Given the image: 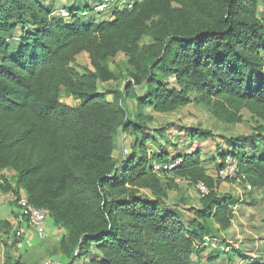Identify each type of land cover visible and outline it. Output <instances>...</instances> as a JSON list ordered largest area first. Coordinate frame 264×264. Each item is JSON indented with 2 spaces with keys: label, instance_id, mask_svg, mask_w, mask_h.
<instances>
[{
  "label": "trees",
  "instance_id": "obj_1",
  "mask_svg": "<svg viewBox=\"0 0 264 264\" xmlns=\"http://www.w3.org/2000/svg\"><path fill=\"white\" fill-rule=\"evenodd\" d=\"M82 4L67 8L65 19L38 0H0V192L25 194L48 210L66 231L61 251L73 261L200 264L208 242L232 227L238 202L214 196L201 149L175 158L163 152L156 139L162 131H151L154 118L145 111L169 114L196 104L235 125L246 110L264 133V0H143L103 21L82 17L93 5ZM145 36L152 43L142 47ZM83 53L92 67L84 72L75 66ZM119 54L134 69V82L101 92L100 83L116 78L108 61ZM196 131L193 142L211 137ZM120 132L135 138L121 163L113 158ZM262 137L260 144L235 141L219 154V167L236 160L239 178L254 189L264 188ZM151 143L157 153L150 154ZM174 162L171 173L209 191L190 223L167 207L176 183L154 173L156 165ZM11 231L0 222V234ZM18 238L16 231L12 245L3 240L6 264H21L10 252ZM224 253L231 258L234 251Z\"/></svg>",
  "mask_w": 264,
  "mask_h": 264
},
{
  "label": "rangeland",
  "instance_id": "obj_2",
  "mask_svg": "<svg viewBox=\"0 0 264 264\" xmlns=\"http://www.w3.org/2000/svg\"><path fill=\"white\" fill-rule=\"evenodd\" d=\"M45 6H50L55 10H61L76 6L77 3L83 2L95 5L99 0H38ZM93 2V3H90ZM80 5V6H81ZM260 20L264 23V7L259 11ZM87 17L85 19H90ZM97 20H107V16L99 15L94 17ZM25 32H33V28L24 29ZM23 28L19 27L17 32L12 36L13 43L18 46L21 43ZM152 43L151 36H145L141 40V46L145 47ZM80 71L84 68L92 69L88 55L84 54L78 57L75 65ZM110 71L115 75V80L109 83H100V91H122L125 86L133 83L134 69L128 64V58L124 54H119L116 58L108 61ZM144 89H140L138 93L143 94ZM112 100V97H108ZM64 101L72 102L67 96L63 97ZM132 109L134 102H129ZM134 110L132 111V113ZM136 112V111H135ZM147 116H153V121L149 123L151 131L160 130L162 134L156 135L159 141V147L163 152L173 156L185 154L191 148H199L202 152L204 166L208 170V174L215 180L216 187L213 194L216 198L228 196L237 200L238 204L233 208L234 221L231 229L224 233H220L217 238L208 242V252H204L203 261L200 264H208V256L212 250L234 251V256L227 258L222 255V260L216 261L215 264H244V259L247 258H263L264 259V188L254 189L245 184L238 176V171L233 170L236 166L235 162H226L225 167L233 170V174L225 176L219 165L223 161L220 157V152L225 148L232 146L235 141L250 139L254 144H260L263 140L264 133L260 130L262 122L259 118L253 116L248 111L242 112L243 122L235 125H227L216 120L211 114L208 107L192 104L185 108H181L174 113L158 114L151 109H146ZM196 130H204L211 132V137L208 139L197 138L196 141H191L189 136ZM134 137L131 143L129 137L120 132L116 139V146L120 151L118 157H127L131 154L130 147L134 144ZM221 144V145H219ZM221 146V149L220 147ZM242 147L245 142L242 141ZM158 145H149L150 154L157 153ZM247 148V147H246ZM153 151V152H152ZM245 151H249L245 149ZM149 154V155H150ZM213 161L214 159H216ZM224 167V168H225ZM236 168V167H235ZM10 176L13 174L9 173ZM161 179L165 183L174 181L178 186L169 192L167 207L171 210H178L186 223L192 222L195 218V211L203 208L204 193L202 185L192 184L190 181L178 178L174 173L162 174ZM206 188V187H205ZM207 190V188H206ZM208 191V190H207ZM144 194H147L143 191ZM209 193V192H208ZM224 242V245L222 244ZM214 245V246H212ZM230 246V247H228ZM220 251V252H221ZM257 260V259H255ZM78 261L82 262L80 259ZM247 264H254L255 261H245ZM83 260V264H84Z\"/></svg>",
  "mask_w": 264,
  "mask_h": 264
},
{
  "label": "crops",
  "instance_id": "obj_3",
  "mask_svg": "<svg viewBox=\"0 0 264 264\" xmlns=\"http://www.w3.org/2000/svg\"><path fill=\"white\" fill-rule=\"evenodd\" d=\"M81 55H84L81 54ZM80 55V56H81ZM87 55V54H86ZM79 57V56H78ZM78 59V58H77ZM99 90H100V84H99ZM142 95V94H141ZM112 101V100H111ZM129 137V141L131 143L132 137ZM153 152V151H152ZM151 153V152H150ZM120 154V151L118 150L117 146L113 153V158L116 161H123L126 157H118ZM128 157V156H127ZM4 176L9 177V172H5ZM147 195L149 194L148 191H145ZM14 196L12 192H0V222H9L12 225V231L9 235L0 234V264H6V249L3 244V240L7 242V244L12 245L13 242V232L18 233L20 243L16 245L15 248L11 249V256L13 260H18L21 262V264H43L45 261H50L53 264H83V262L73 261L71 258L67 257L65 254L61 251V242L66 234V231L56 225L55 221L50 218L47 224V235L46 238L41 240L37 237L34 231L30 230V228L25 223H21L19 221L17 211L15 210V202H14ZM231 229V228H230ZM229 229V230H230ZM228 230V231H229ZM226 232V231H225ZM224 233V232H221ZM209 245H207V248L204 252H208L210 249L208 248ZM214 246V245H212ZM217 250L210 251L211 254L215 253ZM221 251V250H220ZM201 253V263L203 261V254ZM226 251H221L218 259L210 261V255L208 256V264H215L216 261L222 260V255L226 256L224 253ZM95 253V252H94ZM92 256V255H91ZM234 256V253L232 254V257ZM244 261L242 263L247 264L245 261H262L264 262V259L262 258H247L246 256H243V254L240 255ZM227 257V256H226ZM228 258V257H227ZM247 258V259H246ZM90 259V256H88V259L84 264H88ZM257 259V260H255Z\"/></svg>",
  "mask_w": 264,
  "mask_h": 264
},
{
  "label": "built area",
  "instance_id": "obj_4",
  "mask_svg": "<svg viewBox=\"0 0 264 264\" xmlns=\"http://www.w3.org/2000/svg\"><path fill=\"white\" fill-rule=\"evenodd\" d=\"M141 1L143 0H101L99 3H96L95 5L91 6V11H87V10L82 11L81 16L87 18L91 16L96 17L99 15L102 16L105 15L107 16V20H111L114 18L117 12H122L123 10L126 9L130 10L137 2H141ZM58 14H60V16L65 19H68L70 17V12L66 9L59 10ZM232 161L235 162L236 164L235 166L236 168L234 167L233 170L235 171L236 169V171H238L236 160L232 158H228L226 162H232ZM177 164H178L177 162L176 163L174 162L162 166L156 165L154 167V173L166 174L172 171ZM229 169H230L229 167L223 168L222 174H224L225 176H227V174L229 175L233 174L232 173L233 170L232 169L229 170ZM199 185H202L200 187L202 188V192L204 193V195L208 196L209 195L208 193L209 191H207L208 189L206 190L203 184H199ZM12 194L15 197L14 198L15 210L17 211L19 221L21 223L27 224L30 230L34 231L39 239L41 240L45 239L47 235V224L50 219L49 211L46 209H39L33 206L29 198L25 194H22L19 197L16 196L14 193ZM87 259L88 257H83L80 260L82 262L83 260L84 262H86ZM43 264H53V263L50 261H45Z\"/></svg>",
  "mask_w": 264,
  "mask_h": 264
}]
</instances>
